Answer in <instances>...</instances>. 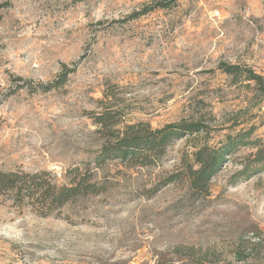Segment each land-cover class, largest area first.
<instances>
[{"label":"rangeland","instance_id":"1","mask_svg":"<svg viewBox=\"0 0 264 264\" xmlns=\"http://www.w3.org/2000/svg\"><path fill=\"white\" fill-rule=\"evenodd\" d=\"M163 1L0 0V171L47 172L62 185L88 165L105 188L46 217L0 196V264H198L175 248L264 242V173L232 184L264 159V96L218 68L264 77V0H176L131 18ZM62 66L73 72L50 92L14 82L45 85ZM105 89L127 122L200 119L209 132L174 142L154 166H97L104 139L92 116ZM250 126L255 144L228 157L206 197L190 194L182 178L196 148ZM246 264H264V253Z\"/></svg>","mask_w":264,"mask_h":264},{"label":"trees","instance_id":"2","mask_svg":"<svg viewBox=\"0 0 264 264\" xmlns=\"http://www.w3.org/2000/svg\"><path fill=\"white\" fill-rule=\"evenodd\" d=\"M81 1V0H77ZM176 0H164L145 7L131 16L136 19L144 16L156 8L166 9ZM6 4H0V10ZM221 71L232 77L242 78L244 82L252 83L258 93L264 96V77L255 74L249 68L238 65L219 64ZM73 71L62 66L57 79L48 84L31 86L16 78L14 82H22L17 89L28 88L31 92H50L62 87L67 76ZM16 86V85H15ZM14 88V87H13ZM14 92V91H13ZM116 97L112 89H105L102 98L98 100L99 112L92 116L97 132L104 139L103 145L94 156V163L99 166L108 161H118L128 168L150 167L157 165L164 157L167 148L174 142L186 136L208 133L209 127L202 120L181 121L169 123L158 128H152L149 123L137 121L127 122L124 113L114 105ZM2 119L0 117V126ZM255 128L239 131L236 135H227L219 145H200L191 154V162L185 166L183 178L187 183L190 194L195 197H206L209 192L210 181L214 178L226 162L240 147L255 144L250 141ZM94 172V171H93ZM88 165L81 172L79 167L69 170L65 184L58 185L47 172L25 173L21 171H0V196L8 195L9 200L19 208L29 207L41 216H49L64 206L77 200L97 196L105 188L94 180V173ZM264 173V159L259 152L251 165L243 166L235 174V184L253 175ZM177 177L168 179L169 184ZM180 180V179H179ZM175 253L184 254L193 260L197 253V263L223 262L224 264H246L260 260L264 253V242L254 237L236 239L232 247L224 251L194 249L193 247H177Z\"/></svg>","mask_w":264,"mask_h":264}]
</instances>
